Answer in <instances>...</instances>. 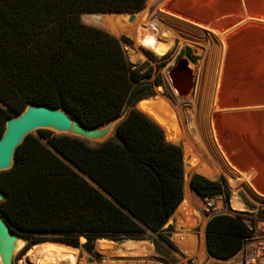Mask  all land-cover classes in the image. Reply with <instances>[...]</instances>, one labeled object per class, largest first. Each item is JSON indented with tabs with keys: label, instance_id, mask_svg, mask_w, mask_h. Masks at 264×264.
Segmentation results:
<instances>
[{
	"label": "trees",
	"instance_id": "16d2710c",
	"mask_svg": "<svg viewBox=\"0 0 264 264\" xmlns=\"http://www.w3.org/2000/svg\"><path fill=\"white\" fill-rule=\"evenodd\" d=\"M147 0H0V138L28 104L64 108L87 128L101 127L144 99L136 84L152 75L132 64L121 40L83 22L87 13L144 9ZM0 172V213L31 244L56 241L92 251L99 239H145L184 199V153L164 129L131 109L116 135L91 145L39 130ZM201 198L228 193L225 183L194 176ZM170 236V235H169ZM169 236L163 240L172 245ZM252 231L242 218L217 214L205 237L211 256L228 260ZM26 244V240L23 241Z\"/></svg>",
	"mask_w": 264,
	"mask_h": 264
},
{
	"label": "rangeland",
	"instance_id": "374dc122",
	"mask_svg": "<svg viewBox=\"0 0 264 264\" xmlns=\"http://www.w3.org/2000/svg\"><path fill=\"white\" fill-rule=\"evenodd\" d=\"M149 1L150 0H147L145 6L148 5ZM219 1L220 0H187L189 5L193 6L194 8L203 6L204 14H212L215 9H218L216 13H219L220 15H218L217 18L213 19L214 21H212V23L214 24L213 27H215V30H220L219 27L223 28V30L220 31L223 32L224 49L226 50L227 55L228 53H230L228 56V64H231V66L229 67L231 71L227 76H225V79L226 81L228 80L227 82L230 85H234L241 80L240 74L243 72L240 71H244V69L249 70L256 66L258 67L259 65H263L264 63V30L260 27L255 30L251 28V25H253L254 23H257L259 26L264 27V22L262 23V21H264V0ZM158 2L159 1H156L153 4L152 8H155ZM187 5L188 4H181L180 7L185 11L188 12L189 10L190 12L191 8ZM156 11L165 20L164 22L166 25H164V29L166 28L167 24L168 26L173 25L174 28L178 31L179 35L184 38V41L187 43L181 44L180 39H178L177 44L169 52L162 56H159L158 54L144 48L143 46L137 45L134 38L129 34L117 36L111 33L109 30L103 27L101 20L97 17L100 14L87 13L83 14L81 18L84 23L103 28L118 37L122 42L128 60L134 65H141L143 73L148 71V69L150 68L152 69V75L137 83L136 90L144 95V98L154 97L161 94L174 101V103H176L180 107L183 115L185 125L183 129L186 128V130L190 131V129L195 124L194 120H197L199 118L201 119V115L203 116L204 110L206 109V95L209 91L207 88L212 82V77H214L213 70L218 62L217 49L220 45V39L218 40V36L216 35L212 36L209 33L203 32L196 25H193L189 22L187 23L186 21L173 17L172 15L162 13L158 10V8H156ZM169 11L171 13H175L174 9ZM190 13H192V11ZM247 16L251 19H249L248 21H243V17L247 18ZM184 17L187 21H190L189 16L185 15ZM229 21H235L232 27L241 28H238L236 31H232L230 33V28L223 27V25L221 24V22ZM130 50L137 54H140V56L142 57L139 56L138 59H141V61H138V59L135 61H131L129 59ZM182 58L189 61V65L192 66L191 69L196 76V85L194 92L185 97L179 95L177 90L173 87L168 75L169 70ZM159 87H162L163 89L159 90ZM137 104L138 103H136L132 107L126 106L124 114H128L131 109H138ZM226 118L227 117L223 116V119H219L222 126L224 127H222V130L220 132L221 134L219 133L220 135L224 133L222 136H220V139L222 140V142H225V131L230 132L232 134L231 140L234 142L236 141V145H238V147L240 148L242 146L243 148V150L242 148L236 150L237 153H239L238 155H241L240 158L244 160L243 164H248L249 166L251 165L250 167L254 168L258 173L263 172L262 175L264 178V147L261 146L264 145V121H260L259 123H257V121L252 122V120L250 119H243L242 121L240 119H234L232 117L230 119ZM52 133L54 135H59L55 132ZM32 135L39 136V133L38 131H34ZM174 142L178 143V145L180 144L183 150V146L179 141ZM90 144L97 145V143ZM257 146H260V148L258 149ZM247 147L248 149H246ZM244 148L246 151L244 150ZM230 152L231 154H236L233 152V150ZM243 157L246 158L244 159ZM249 160H251L252 162ZM256 162L258 165H254ZM185 165L186 164L184 162V171ZM194 176L200 175L191 174L189 176V183L191 178ZM222 176H220L217 180L212 181H220L225 183L228 188V193L219 194L212 198L205 199L201 198L198 195L203 206L202 212L206 219L205 222L202 223L200 220L193 218H191V220L184 219L186 224L184 223L183 229L186 230L185 232L193 235H202L207 252V257L205 260L202 261L197 257H190L180 249L175 240V237L179 234H183V230L179 227L178 217L173 216L174 222L170 225L172 226V231H164L161 235L149 232L145 236V240L150 241L154 245V248L156 250L155 256H153L152 258H148L145 261L132 260L122 262L120 260H115V264H241L242 259L245 258V256L247 255V251L252 244L254 245L251 246L250 249L258 248L260 252H264V197H255L249 192L247 188H240L238 191L239 195L244 200L247 207L243 209L238 208L233 204L232 201L234 186L224 175ZM256 185L258 184H255V186ZM260 186H264V183ZM217 214H230L242 218L252 231V236L244 242L241 251H239V253L228 260H221L211 256L207 249L205 237L206 225L210 218ZM167 236H169L172 245H169L163 240V237ZM24 238L26 240V244L23 243V247L15 252L13 259L14 264H21L23 260L30 259V257H27L28 252L34 244L30 243V238ZM123 241L117 243H121ZM85 243V241H80V245L78 246L81 252V256L84 259V264H110L106 260L105 256L96 252V244L93 245L92 251H89V249L85 246ZM90 256L95 258L94 263H88L87 258ZM232 260H235V263H233Z\"/></svg>",
	"mask_w": 264,
	"mask_h": 264
},
{
	"label": "bare ground",
	"instance_id": "6f19581e",
	"mask_svg": "<svg viewBox=\"0 0 264 264\" xmlns=\"http://www.w3.org/2000/svg\"><path fill=\"white\" fill-rule=\"evenodd\" d=\"M156 1H159L157 6L152 8ZM219 2H221V0ZM181 4H188L187 6L191 8L192 13H190L191 11L189 12V10L187 12L182 9L180 7ZM156 8H158V10L162 13L172 15L173 17L186 21L187 23L189 22L196 25L203 32L209 33L212 36L216 35L218 36V40L220 39V45L217 49L218 62L213 70L214 77H212L213 79L209 87H206L209 90L206 95V109L204 110L203 116L201 115V119L199 118L200 120H194L195 124L193 123L194 126L190 129V131L186 130V128L183 129L185 125L181 109L170 98L159 94L154 97L144 98L137 104V107L141 112L145 113L164 129L168 140L173 142L179 141L183 146L184 162L186 164L184 199L175 212V215L179 220V227L183 230V234L177 235L175 240L184 253L190 257H197L199 260L203 261L207 257V252L202 235L189 234L183 229L185 220H191V218H193L200 220L202 223L206 220L202 212V203L200 202L198 195L190 187L189 176L191 174H197L209 180H217L220 176L224 175L234 186L232 196L233 204L242 209L247 206L239 195L238 191L240 188H247L255 197H264V194L259 191L260 189L256 187L257 185L255 186L253 180V176H257L258 174L254 175L252 172L243 171V168L241 169L238 167L236 161H234L235 157L239 154L236 150L240 147L236 145V141L234 142L231 140L232 134L225 131V140L223 138L225 142H222L220 139V136L224 133L220 135L223 126L219 119H223V116L229 119L231 117L238 119V117L234 115V113L227 114L229 111L225 110L223 101L221 100V91L224 83L226 82L225 75L227 73H225V71L229 62L227 52L224 49L223 32L215 30V27L211 25L212 21H214L213 19L220 15L219 13H216L218 9H215L212 14L208 15V13L204 14L203 6L194 8L189 5L187 0H150L148 5L136 14L134 21L129 20V15L100 14L97 17L101 20L103 27L111 33L117 36L129 34L134 38L137 45L143 46L159 56H162L169 52L177 44L178 39H180L181 44L186 42L184 41L185 39L179 35L173 25L168 26L167 24L164 29V25H166L164 22L165 20L161 15H159ZM173 9L176 14L169 11ZM185 15L189 16L190 21L185 19ZM249 19L251 18H248V16L247 18L243 17V21H248ZM263 22L264 21H262V23ZM139 56L140 54L130 50L129 59L131 61L137 60ZM189 67L191 68L192 66L189 65ZM223 92H225V90ZM225 95L223 94V99L225 98ZM246 149H248V147ZM232 150L236 153L235 155L231 154L230 151ZM256 164L257 162L254 165ZM240 166L242 167V165ZM95 244L96 252L105 256L106 260L110 264H115V260H120L122 262L132 260L145 261L148 258H152L156 254L154 245L145 239H128L121 243L108 239H99L95 242ZM27 257H30V259L23 260L21 264H84V259L81 256V252L78 247L52 241L32 245ZM233 263H235V260Z\"/></svg>",
	"mask_w": 264,
	"mask_h": 264
},
{
	"label": "water",
	"instance_id": "95a60500",
	"mask_svg": "<svg viewBox=\"0 0 264 264\" xmlns=\"http://www.w3.org/2000/svg\"><path fill=\"white\" fill-rule=\"evenodd\" d=\"M137 13H139V11L104 14L129 15V20L134 21ZM138 61H141V59H138ZM168 75L173 87L177 90L179 95L188 96L194 92L196 76L189 67V61L187 59H180L177 64L169 70ZM158 89L162 90L163 88L159 87ZM127 115L128 114L123 113L101 127L87 128L71 117L70 113L64 108L28 104L21 114L16 117H11L6 121L4 134L0 138V172L8 171L13 167L17 148L25 141L26 137L34 131L49 130L59 135L74 136L90 143L100 144L116 135L117 126ZM4 199L5 194L0 190V202ZM175 212L164 225L165 229L174 222L173 216H176ZM24 240V237L18 233H14L10 229V226L0 213V264H14V254L23 247L22 244ZM81 241L86 242V239L82 237ZM87 261L88 263H92L95 261V258L90 256L87 258Z\"/></svg>",
	"mask_w": 264,
	"mask_h": 264
},
{
	"label": "crops",
	"instance_id": "0c3cea01",
	"mask_svg": "<svg viewBox=\"0 0 264 264\" xmlns=\"http://www.w3.org/2000/svg\"><path fill=\"white\" fill-rule=\"evenodd\" d=\"M234 22L235 21L221 22V24L223 25V27L230 28L231 30L229 29V32L231 33L232 31H236L238 28L239 29L241 28V27H232ZM254 24L251 25L252 29L255 30L260 27L264 30L263 26L261 27L257 23H254ZM211 25L213 26L214 24L211 23ZM219 29L223 30V28L221 27H219ZM229 54L230 53H228V56ZM229 66H231V64L230 65L228 64V66L226 67L227 69L225 73L227 74L225 76H227L231 71L230 68L228 69ZM240 72H243L240 74V77H241L240 82H237L234 85H230L226 81L223 85V88L221 91V100L223 101L224 108L225 110H230L229 112H227V114L234 113V115H236L238 119L240 120L247 118V119L252 120V122L257 121L259 123L260 121H264V63L263 65H259L258 67L256 66L249 70L244 69V71H240ZM224 90L225 92H223ZM223 94L224 95L226 94L224 99H223L224 97ZM229 106H230V109H229ZM261 146L264 147V145H261ZM257 148L259 149L260 146H257ZM240 159L241 160L239 161V156L235 157L234 159L238 167H240L241 169L243 168L242 170L243 171L245 170V172H252L254 173V175L258 174L257 176H253V180L255 184H258L257 187L258 189H260L259 191L263 192L264 194V188H263L264 186H260L262 183H264V178L262 177L263 173H258V172L256 173L254 168L250 167L249 165H244L243 164L244 160H242V158ZM240 165H242V167Z\"/></svg>",
	"mask_w": 264,
	"mask_h": 264
},
{
	"label": "built area",
	"instance_id": "2783aa9c",
	"mask_svg": "<svg viewBox=\"0 0 264 264\" xmlns=\"http://www.w3.org/2000/svg\"><path fill=\"white\" fill-rule=\"evenodd\" d=\"M253 245L254 244H252L251 246ZM250 247L249 250L247 251V255L245 256V258L242 259L241 264H264V252L263 251L260 252L258 248L250 249Z\"/></svg>",
	"mask_w": 264,
	"mask_h": 264
},
{
	"label": "flooded vegetation",
	"instance_id": "af4514ba",
	"mask_svg": "<svg viewBox=\"0 0 264 264\" xmlns=\"http://www.w3.org/2000/svg\"><path fill=\"white\" fill-rule=\"evenodd\" d=\"M181 96V95H180ZM183 97H185V96H183Z\"/></svg>",
	"mask_w": 264,
	"mask_h": 264
}]
</instances>
